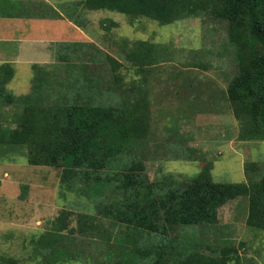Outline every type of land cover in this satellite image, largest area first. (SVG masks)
<instances>
[{"label": "trees", "instance_id": "16d2710c", "mask_svg": "<svg viewBox=\"0 0 264 264\" xmlns=\"http://www.w3.org/2000/svg\"><path fill=\"white\" fill-rule=\"evenodd\" d=\"M59 8L47 1L37 6L32 0H0V18L67 20L79 28L98 10L127 15L131 23L140 18L160 25L200 19L212 41L185 50L122 40L113 55L82 33L81 41L55 43L56 64L32 66L31 91L24 95L8 88L16 73L13 64H0V109H9L0 118V162L21 157L30 166L59 169L62 191L81 204L75 202L76 212L61 210L43 231L33 233L31 260L245 264L238 252L244 243L233 244L218 227L219 212L231 200L248 198L247 224L264 231V166L247 162V180L240 183L216 182L206 162L194 176L160 170L151 179L147 162L158 157L163 144L151 127L149 78L181 56L183 68L203 71L220 59L232 69L224 101L239 123V139L264 141V0H75ZM106 21L108 30L117 25ZM124 64L132 74L126 84L120 71ZM150 145L156 147L153 155ZM176 146L182 159L204 161L195 153L185 155L184 144ZM22 190L20 199L26 200L28 185L22 184ZM0 264L21 262L1 254Z\"/></svg>", "mask_w": 264, "mask_h": 264}, {"label": "rangeland", "instance_id": "374dc122", "mask_svg": "<svg viewBox=\"0 0 264 264\" xmlns=\"http://www.w3.org/2000/svg\"><path fill=\"white\" fill-rule=\"evenodd\" d=\"M32 1L37 6L47 1L60 10V5L75 0ZM89 18L88 25L82 28L70 22L68 27H60L63 21L54 24V21L37 18H0V64L12 63L16 70L8 88L16 95L30 92L35 74L32 66L56 64L55 43L81 41L82 33L91 37V43L113 55H117L122 40H149L185 50L202 48L210 40L200 19L160 25L154 20L140 18L131 23L127 15L109 10L91 11ZM106 20L117 25L108 30ZM223 29L220 27L218 32L223 33ZM216 36L219 39L218 33ZM219 61L213 60L207 71L185 69L180 63L185 62L181 56L179 61L161 66L149 78L151 127L163 144L158 146V157L147 162L151 179L156 178L160 170L182 178L194 176L206 162L211 164L216 182L240 183L247 180L244 168L247 162L255 161L264 166V141L239 139V123L224 101L232 69ZM127 67L129 65L124 64L120 69L125 84L132 80ZM8 111L0 109V118ZM173 125L178 129L172 128ZM181 143L189 150L181 148L185 155L195 153L194 158L204 161L182 159L176 149V144ZM149 148L152 149L149 154L153 155L156 147L150 145ZM165 154L169 158L159 157ZM0 183V255L14 256L21 264H35V260H31L33 246H30L33 233L43 231L47 222L63 209L76 212V203L80 202L73 194L62 191L59 169L30 166L21 157L13 162H0ZM22 184L28 185L26 200L20 199ZM247 215L248 198L231 200L220 209L218 227L233 244L244 243L238 252L245 264H264V231L251 228Z\"/></svg>", "mask_w": 264, "mask_h": 264}, {"label": "crops", "instance_id": "0c3cea01", "mask_svg": "<svg viewBox=\"0 0 264 264\" xmlns=\"http://www.w3.org/2000/svg\"><path fill=\"white\" fill-rule=\"evenodd\" d=\"M6 19H9V18H6ZM48 21V20H47ZM63 22H64V20H62ZM51 22H53V21H51ZM67 23H69L68 21L66 22V23H64V25H62V27L63 26H67ZM71 23V22H70ZM68 27V26H67Z\"/></svg>", "mask_w": 264, "mask_h": 264}]
</instances>
